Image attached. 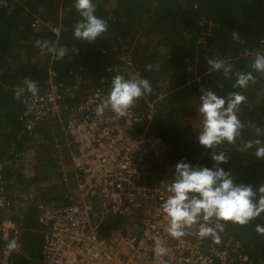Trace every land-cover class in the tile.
Listing matches in <instances>:
<instances>
[{"label":"trees","instance_id":"1","mask_svg":"<svg viewBox=\"0 0 264 264\" xmlns=\"http://www.w3.org/2000/svg\"><path fill=\"white\" fill-rule=\"evenodd\" d=\"M93 3L95 15L107 21L108 30L89 43L73 35L81 19L74 0H0V171L11 202L0 207V221L8 218L24 226L20 233L23 252L11 253V264H34L40 257L43 235L38 230L41 209L37 196L50 190L41 181V168L62 159L58 144L67 139L64 128L69 112L83 99L86 89L109 83L111 68L122 55H130L138 66L135 78L148 79L152 86L151 93L134 103L137 112L147 111L151 104L154 108L150 127L154 147L147 159L152 175L173 180L175 165L182 160L212 167L209 153L198 143L199 131L195 132L194 123L202 121L199 111H194L199 107L191 103L200 105L203 85L220 97L230 92L245 96L237 115L246 127L235 146L227 142L220 146L230 156L229 163L221 167L230 170L235 183L251 184L254 189L264 184V160H257L255 148L244 150L249 140L264 141V135L258 137L248 127L251 122L264 128V73L251 68L253 57L264 54V0ZM36 18L42 24L34 25ZM232 31L240 34L243 43L232 40ZM44 41L63 47L64 57L57 60L48 51L42 54ZM19 55L21 59L16 58ZM212 56L230 64L234 73L251 72L254 80L245 88H233L235 76L225 79L222 71L205 63V58ZM10 60H15L12 65ZM146 65H151L150 71ZM50 69L56 72L58 82L74 89L73 94L61 100L59 113L45 114L33 129L26 130L17 120L25 113L21 102L24 91L19 99L15 96L24 89L25 77L36 82L39 92L45 91L43 83ZM30 192L34 196L30 197ZM121 221L111 218L102 229L109 233ZM257 224L264 225V214L246 225L225 223L222 237L239 239L251 256L237 264H264V234L256 231ZM4 245L0 233V251Z\"/></svg>","mask_w":264,"mask_h":264},{"label":"built area","instance_id":"2","mask_svg":"<svg viewBox=\"0 0 264 264\" xmlns=\"http://www.w3.org/2000/svg\"><path fill=\"white\" fill-rule=\"evenodd\" d=\"M38 20L33 24L37 25ZM117 49L115 48V51ZM136 64L130 55L118 57L111 68L109 83L93 86L69 112L65 133L72 139L71 158L78 176L80 198L72 194L56 207L38 205L43 244L34 264H160L154 254L157 241L166 248L167 264H237L250 260L239 239H226L218 230L219 243L211 237L201 240L199 223L186 229V235L173 238L167 232L168 218L161 209L167 198L168 177L152 175L147 159L154 147L150 134L154 108L137 112L133 105L123 117L110 108L97 114L96 108L109 93L116 75L135 79ZM45 91L33 96L26 89L21 98L25 113L18 122L33 129L47 113L60 111L61 100L74 89L56 81L50 70ZM25 88V87H24ZM59 184L69 187L62 161L58 162ZM0 171V207L11 205L2 187ZM68 194V192H67ZM122 224L109 233L101 229L111 218ZM200 222H203L202 220ZM24 226L12 219L0 221L5 245L0 251V264H11V253L23 252L20 233ZM16 248L9 250L10 241Z\"/></svg>","mask_w":264,"mask_h":264},{"label":"clouds","instance_id":"3","mask_svg":"<svg viewBox=\"0 0 264 264\" xmlns=\"http://www.w3.org/2000/svg\"><path fill=\"white\" fill-rule=\"evenodd\" d=\"M73 7L81 17L77 21L73 35L76 39L92 43L107 32V21L95 15L96 5L93 0H74ZM232 40L243 43L240 34L232 31ZM54 54L55 59L64 57L66 50L57 48L55 43L44 41L41 50ZM205 63L212 70L222 71L225 79L231 80L235 76L233 88H245L254 77L251 72H233L230 64L224 60L206 57ZM251 68L264 73V54L253 57ZM146 70H151V65H146ZM24 89L18 92L16 99L26 89L33 96L38 94V85L33 80L24 78ZM222 87V84L217 85ZM201 103L198 108L202 117V127L198 132L197 140L208 153L213 162L212 167L193 165L184 160L175 165L174 179L167 185V198L161 204V209L168 218L167 232L173 238L186 235V229L199 223L198 237L203 240L211 237L219 243V231L224 230L227 222L246 225L264 214V184L254 189L251 184L235 183L230 170H225L221 165L228 164L230 156L226 155L220 146L227 142L235 146L236 140L241 136L246 127L238 118L239 105L246 100L239 92H230L226 97L218 96L210 88L201 86ZM152 92L148 79H125L116 75L111 83L109 93L97 106V114H103L109 109L119 117L127 114L134 103ZM248 127L259 137L264 135V128L249 122ZM255 148L257 160H264V141L260 139L249 140L244 145V150ZM203 222H200V221ZM256 231L264 234V225L257 224ZM16 241L8 243L9 250L16 248ZM166 248L157 241L154 254L159 258L160 264H167L164 260Z\"/></svg>","mask_w":264,"mask_h":264},{"label":"crops","instance_id":"4","mask_svg":"<svg viewBox=\"0 0 264 264\" xmlns=\"http://www.w3.org/2000/svg\"><path fill=\"white\" fill-rule=\"evenodd\" d=\"M52 70V69H50ZM49 70V72H50ZM49 72H48V77H49ZM48 80V78H47ZM46 80V81H47ZM44 82L43 85H47V82ZM56 81H58L56 79ZM89 89V88H88ZM87 90V89H86ZM85 90V91H86ZM41 120V119H40ZM39 120V121H40ZM38 121V122H39ZM37 122V123H38ZM37 125V124H36ZM67 136V139L64 138V140L62 141V144H58L59 145V149H60V157L62 158L60 161H62L68 178H69V187L67 186H61L59 184V176H60V171L58 170V162L57 164H52V165H46L45 167L41 168V181L44 184H47L48 187V192L46 191L45 194L41 195L42 193H44V191L42 192H38V196H37V201H38V205L42 204L45 206H51V203H63L64 201H68V197L72 194L75 196L76 199L82 200V198H80V193H79V188H78V176L77 173L75 172V167L73 165L72 162V158L71 156V151H73L74 146H73V141L70 140L71 138ZM68 139L70 141H68ZM67 143L64 145V142ZM52 145V142H51ZM68 155V156H67ZM52 187H54V191L51 189ZM68 192V194H67ZM23 194V193H22ZM30 197L34 196V192H30ZM40 195V196H39ZM23 204V202H21Z\"/></svg>","mask_w":264,"mask_h":264},{"label":"rangeland","instance_id":"5","mask_svg":"<svg viewBox=\"0 0 264 264\" xmlns=\"http://www.w3.org/2000/svg\"><path fill=\"white\" fill-rule=\"evenodd\" d=\"M61 3V2H60ZM61 6V8H62V5H60ZM36 19H38V23H37V25L39 24H42L41 23V20L39 19V18H36ZM46 26H48L49 27V25H46ZM53 28H55L56 29V27H53ZM110 48H112V46L110 45L109 46ZM112 49H114V48H112ZM115 50V49H114ZM111 51H113V50H111ZM41 53L42 54H44V55H46L47 54V50L45 49V50H43V51H41ZM29 55H30V53H29ZM18 57H20V55L19 56H16V58H18ZM19 59H21V57L19 58ZM14 61L15 60H10L9 61V63L12 65L13 63H14ZM21 61V60H20ZM136 69H137V73L139 72V69H138V66H136ZM192 81L190 80V83H191ZM160 98H161V96H160ZM161 100V99H160ZM258 102H260V99H259V101ZM192 104H194V106H200L198 103V101L197 102H194V101H192L191 102ZM196 110H198L196 107L194 108V111H196ZM194 127L196 128L195 129V132L197 133L198 131H200L201 130V127H202V124L201 123H194ZM101 231H102V233L103 234H107V231L106 230H103V229H101Z\"/></svg>","mask_w":264,"mask_h":264}]
</instances>
